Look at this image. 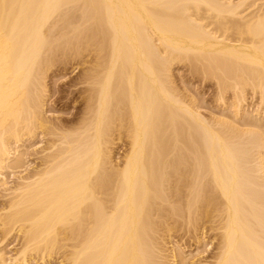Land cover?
<instances>
[{"label":"bare ground","instance_id":"bare-ground-1","mask_svg":"<svg viewBox=\"0 0 264 264\" xmlns=\"http://www.w3.org/2000/svg\"><path fill=\"white\" fill-rule=\"evenodd\" d=\"M0 199V264H264V0H0Z\"/></svg>","mask_w":264,"mask_h":264},{"label":"rangeland","instance_id":"rangeland-1","mask_svg":"<svg viewBox=\"0 0 264 264\" xmlns=\"http://www.w3.org/2000/svg\"><path fill=\"white\" fill-rule=\"evenodd\" d=\"M185 63L187 64L186 61H185ZM185 63L184 62L177 63V64L172 66V73H173V76L175 78V82H176L177 86H179V89L184 87V88H182L184 90V91L182 90L183 93L185 92V89H186L188 94H189V92L192 93V96L193 97L195 96L197 101H199V99H200V101L198 102L199 104L201 103L200 105L198 104L200 106L199 110H201V113L204 114L205 116L218 115V114H221L222 112H224V113L226 112L225 114L229 113L228 116H230V112L228 111L229 109L226 108L228 106L227 100L230 98L229 91L226 90L223 93L222 99H224V100L219 99V96L216 93V92H218L217 91L218 88L214 84V80H211L210 78H209L210 80L208 78H206V80H205L204 79L205 77L203 78L204 79L203 80L202 76H200V74L192 73V72L188 71L189 69ZM56 75H57V77H56ZM70 75L71 74L68 73L67 77H69ZM52 76H53V74L50 75V77H52ZM59 76H61V75H59L57 73H55V75H54V79L55 78L60 79V80H58L59 84L62 83L63 81L68 80V78H66V79L62 78V81H61V78H59ZM46 80L48 82V85L50 86L51 85L50 80H52V78L47 77ZM187 92H185V95L187 94ZM188 94L186 95L187 98H189ZM189 96H191V94H189ZM69 107H71L70 104L64 105V103H62V102L54 104V109H56V110H61V109L67 110V109H69V111H74L73 109H71ZM47 109H51V107L48 106ZM57 115L61 116V117L65 116V114H63L61 112H58ZM114 151L119 156V155H121L122 149L121 148H120V150L115 149ZM175 239L178 240L179 237H176ZM12 242H11L12 243L11 245L15 244L16 241H12ZM54 263H56L55 260L50 262V264H54Z\"/></svg>","mask_w":264,"mask_h":264}]
</instances>
